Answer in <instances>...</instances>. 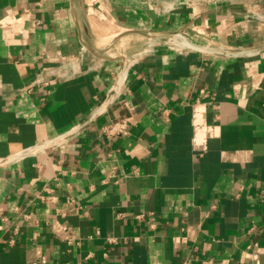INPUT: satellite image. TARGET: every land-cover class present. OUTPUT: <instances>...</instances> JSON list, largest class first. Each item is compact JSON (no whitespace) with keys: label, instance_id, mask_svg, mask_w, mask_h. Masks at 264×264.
I'll list each match as a JSON object with an SVG mask.
<instances>
[{"label":"crops","instance_id":"0c3cea01","mask_svg":"<svg viewBox=\"0 0 264 264\" xmlns=\"http://www.w3.org/2000/svg\"><path fill=\"white\" fill-rule=\"evenodd\" d=\"M0 264H264V0H0Z\"/></svg>","mask_w":264,"mask_h":264},{"label":"built area","instance_id":"2783aa9c","mask_svg":"<svg viewBox=\"0 0 264 264\" xmlns=\"http://www.w3.org/2000/svg\"><path fill=\"white\" fill-rule=\"evenodd\" d=\"M129 132L130 124L124 119H116L102 128L103 135L109 138L126 136Z\"/></svg>","mask_w":264,"mask_h":264},{"label":"rangeland","instance_id":"374dc122","mask_svg":"<svg viewBox=\"0 0 264 264\" xmlns=\"http://www.w3.org/2000/svg\"><path fill=\"white\" fill-rule=\"evenodd\" d=\"M212 2L213 1H218V2H220V1H222V2H224V1H227V0H211ZM229 1V0H228Z\"/></svg>","mask_w":264,"mask_h":264},{"label":"bare ground","instance_id":"6f19581e","mask_svg":"<svg viewBox=\"0 0 264 264\" xmlns=\"http://www.w3.org/2000/svg\"><path fill=\"white\" fill-rule=\"evenodd\" d=\"M179 44V43H178Z\"/></svg>","mask_w":264,"mask_h":264}]
</instances>
